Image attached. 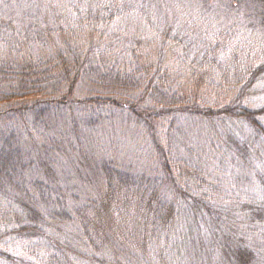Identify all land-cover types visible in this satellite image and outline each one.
Segmentation results:
<instances>
[{
    "label": "trees",
    "instance_id": "16d2710c",
    "mask_svg": "<svg viewBox=\"0 0 264 264\" xmlns=\"http://www.w3.org/2000/svg\"><path fill=\"white\" fill-rule=\"evenodd\" d=\"M0 264H264V0H0Z\"/></svg>",
    "mask_w": 264,
    "mask_h": 264
},
{
    "label": "rangeland",
    "instance_id": "374dc122",
    "mask_svg": "<svg viewBox=\"0 0 264 264\" xmlns=\"http://www.w3.org/2000/svg\"><path fill=\"white\" fill-rule=\"evenodd\" d=\"M138 143H139L140 145L143 144V142H138ZM131 144H135V143H129V144H127V145H126V149H127V151H129V147H130ZM68 168H69V167L67 166V170H68Z\"/></svg>",
    "mask_w": 264,
    "mask_h": 264
}]
</instances>
